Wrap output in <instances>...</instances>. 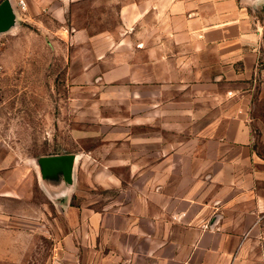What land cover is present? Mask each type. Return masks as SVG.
Segmentation results:
<instances>
[{"label": "crops", "instance_id": "obj_1", "mask_svg": "<svg viewBox=\"0 0 264 264\" xmlns=\"http://www.w3.org/2000/svg\"><path fill=\"white\" fill-rule=\"evenodd\" d=\"M11 5L16 18L59 24L50 40L66 44L60 53L71 58L70 78L99 88L100 105L112 111L93 117L112 125L111 144L124 146L100 166L130 174L125 181L111 171L94 174L93 185H115L121 195L103 207L98 199L76 209L59 206L57 223L51 210L13 212L43 213L45 231L0 220V264H31L42 233L71 249L73 260L60 264H264V165L252 148L247 113L241 106L197 107L214 86L253 72L264 39V0ZM222 97L214 98L225 103ZM197 118L225 121L214 131L198 128Z\"/></svg>", "mask_w": 264, "mask_h": 264}, {"label": "rangeland", "instance_id": "obj_2", "mask_svg": "<svg viewBox=\"0 0 264 264\" xmlns=\"http://www.w3.org/2000/svg\"><path fill=\"white\" fill-rule=\"evenodd\" d=\"M38 19L35 22L15 18L8 29L0 31L3 64L0 71V220L17 227H34L33 223L45 231L43 213L38 214V218H28L13 212L30 207H37L38 211L51 210L53 222L57 223L60 217L55 210L59 206L63 210L65 207L76 209L98 199V206L103 207L110 199L119 197L121 191L115 185H93V175L107 176L111 171L125 181L130 168L100 166L102 160L115 155L113 148L124 149L123 145L109 141L110 137H117L108 134L112 125L93 117L94 112L107 107L110 113L111 107L100 105L98 87L90 83H73L70 78L71 58L67 51L60 53V47L66 44L50 40L49 30L59 24L52 18ZM97 19L90 18L91 24L98 22ZM87 58L91 57L88 55ZM211 92L206 95L209 99L206 103L197 102L198 109L232 111L237 106L243 107L253 135L252 148L264 165V39L253 72L237 83L228 80L218 84ZM220 95L225 103L215 101L214 97ZM83 112L84 117H80ZM224 121L197 118L196 124L198 128L215 131ZM69 153L76 154L73 182L69 184L61 180V186L48 188L42 179L38 159ZM66 197L70 200L67 201ZM69 212L68 219L73 223L76 212ZM43 234L38 235L34 256L28 257L35 258L31 264L73 260L71 249L64 241ZM261 234L264 237V229ZM78 264L82 263L79 261Z\"/></svg>", "mask_w": 264, "mask_h": 264}, {"label": "water", "instance_id": "obj_3", "mask_svg": "<svg viewBox=\"0 0 264 264\" xmlns=\"http://www.w3.org/2000/svg\"><path fill=\"white\" fill-rule=\"evenodd\" d=\"M15 18L11 0H3L0 3V31L8 29ZM75 159V153L40 157L38 163L46 186L53 189L55 185H60L61 180L71 184Z\"/></svg>", "mask_w": 264, "mask_h": 264}, {"label": "built area", "instance_id": "obj_4", "mask_svg": "<svg viewBox=\"0 0 264 264\" xmlns=\"http://www.w3.org/2000/svg\"><path fill=\"white\" fill-rule=\"evenodd\" d=\"M2 1V0H0ZM18 1V4L19 6L22 8V10H25L26 9V0H17ZM1 54V52H0ZM3 69V64L1 62V56H0V71ZM55 264H60L59 262H56Z\"/></svg>", "mask_w": 264, "mask_h": 264}]
</instances>
